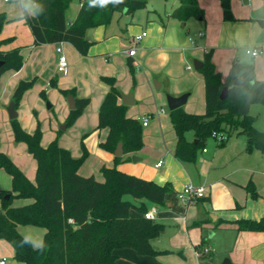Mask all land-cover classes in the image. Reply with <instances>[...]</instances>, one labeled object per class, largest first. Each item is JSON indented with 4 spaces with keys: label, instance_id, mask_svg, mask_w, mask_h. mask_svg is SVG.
Returning <instances> with one entry per match:
<instances>
[{
    "label": "crops",
    "instance_id": "obj_1",
    "mask_svg": "<svg viewBox=\"0 0 264 264\" xmlns=\"http://www.w3.org/2000/svg\"><path fill=\"white\" fill-rule=\"evenodd\" d=\"M12 1L2 0L0 3V13H5L9 20L2 29L0 41L14 40L10 44H4L1 49L10 51L18 48L24 59L28 57L34 64L29 68L28 63L24 61L20 71H8L3 74L0 78V105L6 100L8 94L13 95L20 81H29L35 77L37 79L43 75L44 48L52 50L53 46L70 44L36 45L30 26L23 18L25 10L17 14L13 10L2 7V5H10ZM19 1L23 5L25 0ZM181 1L166 0L164 6L166 20L158 21L156 15H149L154 11L150 3L152 9L147 7L143 9L147 13H139L144 12L139 10L133 16L126 15L128 18L126 35L129 38L122 39L121 45L124 50L123 57L120 59L115 52L108 53L106 50L110 47L109 42L118 38L117 35L109 32L107 26L95 29L93 33L95 43L89 48L87 55H82L75 49L81 57L92 58L93 61L96 60L93 58L104 55L105 64L111 63L112 59L116 58L115 62L123 65V71L126 70L124 64L129 68L132 65L134 71H137L135 89H131L129 82L128 84L117 83L116 87L124 95L133 94V104L127 105L128 117L138 119L141 123L144 118L149 119L147 127H143L144 147L139 151L124 154L122 161L116 163L114 153L100 147V143L106 141L109 130L97 129L99 110L110 88L104 81L97 80L96 77L90 78L89 86L80 89L77 97L90 99V104L76 122L82 134L88 133L84 141L88 147L89 157L79 173L82 176L94 175L98 181L102 182L104 177L101 168L103 166L117 167L122 173L154 181L159 185L166 183L172 185V192L166 196V205L154 206L157 209L154 219L164 224L166 229L161 237L153 240L152 244L156 250L167 251V253L159 256H141L130 248L117 249L114 253L119 264H221L225 258L230 259L232 264H264V232H239L231 225L240 219L264 218V154L259 150L245 152L246 138L238 135L240 136L238 141L229 144L228 138L224 146L216 145L215 151L202 150L203 155L195 162H182L175 156L177 137L172 129L171 119L168 117L166 119L164 109L168 107L167 95L180 97L187 94L189 96L183 106L185 111L195 114L206 112V80L199 70L195 69L196 73H193V68L188 69V66L191 62L194 64L196 60L203 62L206 52L210 50H213L212 62L221 73L223 80L228 77L234 62L254 64L257 79L264 80V52L253 59H250L246 52L248 57L240 55L243 49L246 51L251 46L261 47L264 50V33L256 35L254 40L249 38L256 25L260 29H264V25L257 21V18L261 16L255 18L252 10L233 20H225L220 1L219 11L218 4L214 0H197L198 6L204 11L205 17L200 18L199 21L205 24L206 32L200 31L199 42L194 41L184 34L194 18L191 17L183 22L172 17V13L182 5ZM81 6V0L73 1L69 9L72 10L71 14L67 15L69 22L75 20ZM213 6H216L217 16L212 18L209 12ZM145 21L146 30L140 25ZM182 22L183 24L180 25ZM226 31L229 32L230 37L225 36ZM243 31L248 33L244 40L242 39ZM143 33L146 35L135 45V55L129 57L126 53L127 49L133 46L134 38ZM200 42L201 44L198 45ZM101 45L105 48L103 53L97 50V47ZM62 49L64 52L63 47ZM52 55L54 59L59 56L54 50ZM55 74L56 77L67 76L69 67L68 72L63 74L57 71L56 65ZM44 77L49 79L48 85H50L54 75L45 74ZM119 103L123 104L121 94ZM61 104L64 103L61 101ZM137 106L144 109L141 117ZM0 115L6 118L4 111H0ZM154 119L158 120V125L150 131L151 120ZM158 130L164 137V145L154 149L148 145L147 139ZM9 137L7 144L1 145L0 142V151L14 161L29 181L35 183L36 160L27 151L25 143L15 141L13 131L12 136L9 135ZM187 139L194 141L193 134L189 133ZM41 145L43 148L47 146L44 142ZM61 146L69 149L74 157L81 155L77 148L74 150L65 144ZM205 154L207 156H204ZM160 161L162 166L157 167ZM250 181L255 184L259 194L256 200L245 189ZM190 183L205 187V197L190 204H183L178 194ZM12 189L11 175L0 168V191H12ZM132 201L137 206L140 203L137 200ZM33 202L34 200L30 198H15L12 206L22 207ZM148 208L150 210L153 205L149 204ZM131 215L136 217L141 214L133 209ZM198 222H202L201 226L196 225ZM220 222L222 224L218 226ZM17 230L31 242L34 248L43 245L46 233L44 228L19 225ZM204 240L205 243H203ZM206 249L209 252L205 253ZM15 250L6 240L0 239V260L7 259L6 264H23L15 259ZM202 254L209 257L201 258Z\"/></svg>",
    "mask_w": 264,
    "mask_h": 264
},
{
    "label": "trees",
    "instance_id": "obj_2",
    "mask_svg": "<svg viewBox=\"0 0 264 264\" xmlns=\"http://www.w3.org/2000/svg\"><path fill=\"white\" fill-rule=\"evenodd\" d=\"M74 0H36L44 11L38 16L23 18L30 26L36 45L70 43L82 55H87L93 42L86 41L91 28L107 26L116 13L133 16L143 10L149 0H123V3L106 7H89V0H81L82 6L74 21L69 22L67 12ZM172 17L183 22L205 17L197 0H182ZM225 20H233L231 0H220ZM7 15L0 13V34L8 22ZM12 39L0 41V78L8 71L18 72L24 65L20 49L3 51L1 47ZM213 50L206 52L202 67L206 83V112L195 114L183 107L170 111V119L177 137L175 156L182 162H195L199 151L213 133H226L227 139L243 135L247 145L245 152L259 150L264 154V131L254 126L255 117L250 114L252 105L264 104V80H258L254 64L234 62L228 77L223 80L212 62ZM131 70L134 71L132 65ZM109 85L98 114L97 129L109 130L106 141L100 147L114 153L118 144L123 143L124 154L136 152L144 147L143 125L140 120L127 116V106L119 103L120 94L115 77H103ZM35 79L20 81L13 95L16 110L23 94L31 89ZM52 88H58V81H50ZM227 88V97L221 95ZM67 97L73 95L76 107L70 110L67 126L77 122L90 104L89 98H77L74 90L60 89ZM44 95V93H42ZM15 141L27 145V151L37 162L35 183L27 179L19 167L4 153L0 152V168L12 178V191H0V239L6 240L15 250V259L23 264H119L114 251L130 248L141 256H159L167 251H158L153 240L165 232V225L155 219H146L148 205L164 207L166 196L173 188L171 183L159 185L154 181L122 173L117 167L103 166L104 181L94 175L82 176L80 168L89 157L84 147L81 157L60 146L58 140L47 147L41 145L42 132L38 125L34 132H27L18 118L11 120ZM192 133L194 141L187 135ZM226 139V140H227ZM225 141L217 142L219 147ZM123 157H116L120 163ZM245 189L253 199L259 194L250 181ZM15 193V195H14ZM140 201L137 206L132 200ZM15 198H30L34 202L13 207ZM136 209L141 215L132 216ZM69 220H73L72 223ZM202 222L196 223L201 226ZM222 224L220 222L218 226ZM19 225L34 226L46 230L42 248H34L18 232ZM237 231L264 232V218L240 219L234 221ZM205 243V240L203 241ZM202 254L201 258H207ZM234 264V263H233Z\"/></svg>",
    "mask_w": 264,
    "mask_h": 264
},
{
    "label": "rangeland",
    "instance_id": "obj_3",
    "mask_svg": "<svg viewBox=\"0 0 264 264\" xmlns=\"http://www.w3.org/2000/svg\"><path fill=\"white\" fill-rule=\"evenodd\" d=\"M1 1L2 0H0V3ZM149 1H150L149 3L153 6V10H154L153 12L149 13V15H156L158 21H160L161 19L166 20L167 15L164 9V6L166 5V0H149ZM214 1L216 4H218L217 8H219L220 11V4H219L220 0H214ZM30 6H31L30 0H25L23 5L20 3L19 0H13L8 6L2 5L3 8L13 10L17 14H21L23 12V9L27 11L30 8ZM215 7L216 6H213L212 7L213 9L209 12V15L212 18L215 15L217 16ZM250 10L254 12L255 18L261 16L257 18V21H259V23L261 24L263 23L264 25V10H261V0H231V11L234 18L235 17L238 18L240 16L246 15L249 13ZM71 11L72 10H68L67 15L71 14ZM142 11L144 12H139V13H147V11L145 10ZM127 24H128V18L126 14L116 13L113 16L111 22L107 25L109 32L117 35L118 38L116 40L115 39L112 40V42L110 41L109 42L110 47L109 48L107 47L108 49L106 50L108 51V53L115 52L116 56L119 59L123 57L122 51L124 50V47H122L121 45L122 39L129 38L126 35ZM182 24L183 22L180 25ZM140 25L145 28L146 21L142 22V24ZM200 31L206 32L205 24L200 22L199 19L194 18L191 20L190 24L185 29L184 34L186 35V37L199 42L198 35ZM243 33L244 34L242 35V39L244 40L247 38L248 33L247 31L246 32L243 31ZM225 36L230 37L228 31L225 32ZM12 42H14L13 39L10 40V42L6 43L5 45L10 44ZM200 44L201 42L198 45ZM53 47L54 48H52V50H47L46 48H44L43 50L44 52V57H43L44 59H42L43 75H40L37 79H35L36 78L35 77L34 78L35 82L33 87L23 94L17 109L18 120L21 126L23 127V129L27 132H34L37 126L39 125L43 138L41 140V143L44 142L48 146L52 141L57 139L60 146L61 144H65L73 148L74 150L75 148L80 150L81 155L79 157H81L83 155L84 147L88 149L84 141V137L88 133H86L85 135L82 134L81 128L78 126L79 124H77L76 122L74 124L67 126L65 130H61L62 125L68 124L67 120L70 114V107L68 103V96L65 97L61 93L60 89L63 90L73 89L75 91L74 96L78 97L79 90L89 86L91 82L90 78L96 77L97 80H102L103 77H115L116 84L117 83L128 84L129 82L131 85V89L134 90L135 86L137 85L135 78L137 71H132L131 68H129L126 64H124L126 70L123 71V65H120L118 62H115L116 58L112 59L111 63L105 64L103 58L104 55L93 58L96 59L95 61H93L92 58L81 57L72 45L66 44L65 46L62 47L64 48V54L68 60L69 74L67 76L60 75L56 77L55 68L59 60L58 59L59 56L57 59L56 58L54 59L52 53L53 50L56 52V54L59 55V53L57 51L58 47L57 46H53ZM103 48L104 45H101L100 47H97V50L103 53L105 52V48L104 49ZM245 52H246L245 49H243L240 52L241 53L240 55H242V57H248L246 56ZM24 61L28 63L27 65L29 68H31L34 64L33 60L29 59L28 57H26ZM190 65L193 66L192 72L196 73L194 64L191 62ZM45 74L46 75L49 74L50 76L54 75L53 79H56L58 81L59 87L52 88L50 85H48L49 79H47V77H44ZM42 93H44V95H42ZM13 95L8 94L6 100H4L0 105V111H4L6 114V118L4 115H2V117L0 115L1 145L7 144V140L8 138H10L9 135L12 136V126H11L12 121L9 118L7 108L8 106H10V103L12 102ZM61 101L64 103L63 105L61 104ZM48 105H51V107L49 108ZM137 107H138L137 109L139 112V116L141 117L142 110L144 109H141V106H137ZM164 109L166 111V119L168 118L170 119V111L168 107H164ZM250 114L256 118L254 122V126L257 129L264 131V104L252 105L250 109ZM157 122L158 120L155 119L151 120L152 129H149L150 131L151 130L153 131V127H155V125H158ZM143 137H144V133H143ZM239 137L240 136H238L235 133L234 135L229 137L228 143L230 144L238 141ZM147 141L149 142L148 145L154 149L160 147L161 145H164V137L160 130L153 133L151 137L147 139ZM216 145H217L216 140L213 137H210L205 145V149L208 152L215 151ZM202 155L203 153L199 151L197 155V160H199ZM204 156H207V154H205ZM183 188L180 190V192H183ZM126 199L130 200L132 199V197L127 196Z\"/></svg>",
    "mask_w": 264,
    "mask_h": 264
},
{
    "label": "built area",
    "instance_id": "obj_4",
    "mask_svg": "<svg viewBox=\"0 0 264 264\" xmlns=\"http://www.w3.org/2000/svg\"><path fill=\"white\" fill-rule=\"evenodd\" d=\"M5 1H9V0H5ZM146 33H143V35L137 36L134 38L133 40V46L129 47L126 51V53L128 54L129 57H133L136 53V48L135 45L140 42V40L142 39L143 36H145ZM202 35V34H201ZM255 50L257 52L261 54H263L264 50L261 47H257V46H251L248 47L246 49V53L249 55V53ZM57 51L59 53V60H58V64H57V71L59 73H63L66 74L68 72V60L63 52L62 46H59L57 48ZM259 55V56H260ZM193 66L189 65L188 69H192ZM148 118H144L143 122H142V127H147L148 125ZM212 137L217 140L219 143L223 142L227 139V134L226 133H213ZM206 151V149L204 150ZM157 167H161L162 166V161H160L157 165ZM205 193H206V188L203 186H196L194 184H188L183 188V192H179L178 197L179 200L183 203V204H190L195 202L197 199L203 198L205 197ZM157 212L156 207L151 208L150 210H148L147 213H145V218L146 219H154L155 218V214ZM70 223L73 222V220H69ZM205 253L209 252L208 249H206L204 251ZM7 263V259L3 258L0 260V264H6Z\"/></svg>",
    "mask_w": 264,
    "mask_h": 264
},
{
    "label": "water",
    "instance_id": "obj_5",
    "mask_svg": "<svg viewBox=\"0 0 264 264\" xmlns=\"http://www.w3.org/2000/svg\"><path fill=\"white\" fill-rule=\"evenodd\" d=\"M147 9H152L150 4L147 5ZM95 29L96 28H91L87 31V34H86V41L87 42H93L94 41L93 33H94ZM2 65H3V62L0 61V67ZM202 65H204L202 61L196 60L194 62V67L196 70H199L202 67ZM188 96L189 95H187V94L182 95L180 97H173L172 95H167V104H168L169 110L173 112V110L183 107L186 104ZM225 97H227V88L224 89V91L221 95V99L224 100V99H226ZM121 99H122L123 105H125V106L133 104L132 103V100H133V94L132 93L129 95L121 94ZM68 103H69L70 110L77 108L76 107V100L73 97V95L68 96ZM48 107L50 108L51 105H48ZM7 111L9 114V118L11 120L18 118V112L16 110V106H15L14 101H12L10 103V106H8ZM66 128H67V125L61 126V130H65ZM114 155H115V157H122L124 155V147H123L122 142H120L118 144V146L114 152ZM221 264H232V263H231L230 259L225 258Z\"/></svg>",
    "mask_w": 264,
    "mask_h": 264
},
{
    "label": "clouds",
    "instance_id": "obj_6",
    "mask_svg": "<svg viewBox=\"0 0 264 264\" xmlns=\"http://www.w3.org/2000/svg\"><path fill=\"white\" fill-rule=\"evenodd\" d=\"M123 3V0H89V7H106L108 4H114V5H118ZM30 8L27 10L26 15L25 16H38L40 14L43 13L44 11V7L41 4L36 3V0H30ZM261 10H264V0H261ZM260 33H264V29H260L258 25L255 26V29L253 30V32L250 35V39L255 38L256 35L260 34ZM260 55L259 52L252 50L249 53V58L253 59V58H258ZM28 239L25 238L24 243H28ZM42 248V245L40 246Z\"/></svg>",
    "mask_w": 264,
    "mask_h": 264
}]
</instances>
